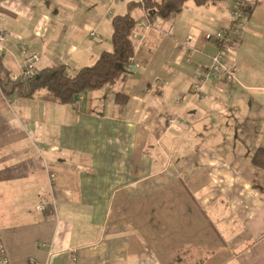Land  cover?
<instances>
[{
  "label": "crops",
  "instance_id": "obj_1",
  "mask_svg": "<svg viewBox=\"0 0 264 264\" xmlns=\"http://www.w3.org/2000/svg\"><path fill=\"white\" fill-rule=\"evenodd\" d=\"M138 1L2 0L0 242L10 264H264V170L253 163L264 148V0H247L230 58L237 78L199 91L198 71L218 50L205 35L230 24L232 0H189L168 19L129 6ZM129 11L135 66L116 83L68 103L44 89L4 91L23 44L39 57L35 71L76 72L113 48L112 18Z\"/></svg>",
  "mask_w": 264,
  "mask_h": 264
},
{
  "label": "trees",
  "instance_id": "obj_2",
  "mask_svg": "<svg viewBox=\"0 0 264 264\" xmlns=\"http://www.w3.org/2000/svg\"><path fill=\"white\" fill-rule=\"evenodd\" d=\"M187 1L189 0H143L129 2V6L141 4L150 18L159 16L168 19L180 12ZM195 1L201 4L208 0ZM246 7L250 13L252 5L248 3ZM136 23L132 11L113 16V48L103 51L94 63L85 65L76 72L67 70L68 66L65 64L44 67L28 80L14 83L6 81L3 83L4 91H20L27 96L44 89L48 94L68 103L89 90L116 83L127 72L126 66L135 55L133 34ZM124 96L126 97L124 93H117V103L122 102L124 99L121 98ZM253 163L264 170V148L256 151Z\"/></svg>",
  "mask_w": 264,
  "mask_h": 264
},
{
  "label": "built area",
  "instance_id": "obj_3",
  "mask_svg": "<svg viewBox=\"0 0 264 264\" xmlns=\"http://www.w3.org/2000/svg\"><path fill=\"white\" fill-rule=\"evenodd\" d=\"M246 0H232L229 10L230 24L222 27L215 33H207L205 38L210 40L214 39L218 44L217 52L212 56V62L210 65L203 67L198 72L196 83L192 88L195 91H199L201 86L208 80L215 79V77L222 80L235 79L237 77V64L230 63V58L236 54L239 43L241 41V34L247 24V10L245 8ZM2 0H0L1 7ZM148 26V25H147ZM172 27L168 30L170 33ZM6 31L0 29V56L2 55L1 48L3 49V43L6 39ZM135 35V33H134ZM27 48L23 46V65L20 73L12 74L13 80L21 78L32 77L35 72V63L39 60L37 54H27ZM135 66V57H132L128 65L126 66L127 72H131ZM45 205L40 204L38 208L44 209ZM35 263V260H31ZM0 264H10V261L6 255V250L3 244L0 242Z\"/></svg>",
  "mask_w": 264,
  "mask_h": 264
},
{
  "label": "rangeland",
  "instance_id": "obj_4",
  "mask_svg": "<svg viewBox=\"0 0 264 264\" xmlns=\"http://www.w3.org/2000/svg\"><path fill=\"white\" fill-rule=\"evenodd\" d=\"M140 1H143V0H140ZM245 8H246V10H247V17H248V15H249V12H248V8L246 7L247 6V0L245 1ZM143 6V5H142ZM1 8V7H0ZM143 8H144V6H143ZM145 10V9H144ZM147 13V12H146ZM147 16H148V13H147ZM148 19H150V17L148 16ZM248 20V19H247ZM172 27V26H171ZM246 28V27H245ZM244 28V29H245ZM0 29H2V28H0ZM170 28H168L167 30H166V32L168 33V30H169ZM243 29V30H244ZM6 31V30H5ZM6 34H7V31H6ZM169 34V33H168ZM7 36V35H6ZM5 42V41H4ZM3 45H4V43H3ZM23 46H25L26 48H27V46L26 45H22L21 46V52L23 51ZM1 51H2V55L0 56V59H1V57L3 56V49L1 48ZM23 53V52H22ZM29 54H32V53H29ZM35 54V53H34ZM135 57V56H134ZM23 59H24V56H23ZM212 62V61H211ZM24 63H23V60H22V65H23ZM211 64V63H210ZM209 64V65H210ZM128 65V64H127ZM24 66V65H23ZM205 67V66H204ZM23 68V67H22ZM203 67H201L200 69H199V71L202 69ZM67 70H69V69H67ZM70 71V70H69ZM198 71V72H199ZM36 72H37V70H36ZM237 72H238V70H237ZM35 73V72H34ZM12 74H14V73H11V72H9L8 73V75H7V78H8V82H12V83H14V82H18V81H20V80H28L27 78H21L20 80H16V81H14L13 79H11L12 78ZM34 75V74H33ZM10 76V77H9ZM237 76H238V73H237ZM30 78V77H29ZM237 78V77H236ZM235 78V79H236ZM215 79L217 80V81H220V82H227V81H229V80H235V79H225V80H222V79H220V78H217V77H215ZM193 85V84H192ZM83 94V93H82ZM81 94V95H82ZM81 95H79V96H81ZM78 96V97H79ZM262 169V168H261Z\"/></svg>",
  "mask_w": 264,
  "mask_h": 264
},
{
  "label": "bare ground",
  "instance_id": "obj_5",
  "mask_svg": "<svg viewBox=\"0 0 264 264\" xmlns=\"http://www.w3.org/2000/svg\"><path fill=\"white\" fill-rule=\"evenodd\" d=\"M22 68V67H21ZM36 72V71H35ZM35 75V74H34ZM10 77V76H9ZM31 78V77H30ZM30 78H27V79H30ZM18 80H20V79H18ZM14 81H16V80H14Z\"/></svg>",
  "mask_w": 264,
  "mask_h": 264
},
{
  "label": "water",
  "instance_id": "obj_6",
  "mask_svg": "<svg viewBox=\"0 0 264 264\" xmlns=\"http://www.w3.org/2000/svg\"><path fill=\"white\" fill-rule=\"evenodd\" d=\"M76 99H78V96H76Z\"/></svg>",
  "mask_w": 264,
  "mask_h": 264
}]
</instances>
